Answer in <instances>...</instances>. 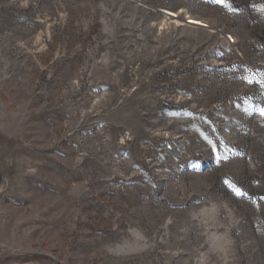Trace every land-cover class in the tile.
Masks as SVG:
<instances>
[{"label": "rangeland", "instance_id": "1", "mask_svg": "<svg viewBox=\"0 0 264 264\" xmlns=\"http://www.w3.org/2000/svg\"><path fill=\"white\" fill-rule=\"evenodd\" d=\"M262 109L264 0H0V264H264Z\"/></svg>", "mask_w": 264, "mask_h": 264}, {"label": "bare ground", "instance_id": "2", "mask_svg": "<svg viewBox=\"0 0 264 264\" xmlns=\"http://www.w3.org/2000/svg\"><path fill=\"white\" fill-rule=\"evenodd\" d=\"M168 13H170L171 15L177 16L174 13H171V12H168ZM188 20H189L190 23H192L194 25H204V23L199 21V20H195V19H192V18H189Z\"/></svg>", "mask_w": 264, "mask_h": 264}, {"label": "water", "instance_id": "3", "mask_svg": "<svg viewBox=\"0 0 264 264\" xmlns=\"http://www.w3.org/2000/svg\"><path fill=\"white\" fill-rule=\"evenodd\" d=\"M162 13L165 14L166 16H168V17L176 18L174 15H171V14H169V13L166 12V11H162Z\"/></svg>", "mask_w": 264, "mask_h": 264}, {"label": "snow or ice", "instance_id": "4", "mask_svg": "<svg viewBox=\"0 0 264 264\" xmlns=\"http://www.w3.org/2000/svg\"><path fill=\"white\" fill-rule=\"evenodd\" d=\"M218 3H223L224 0H217ZM261 115H264V109L261 110Z\"/></svg>", "mask_w": 264, "mask_h": 264}]
</instances>
